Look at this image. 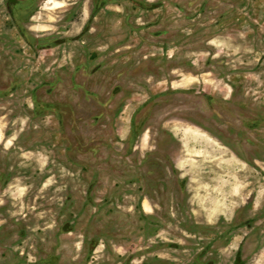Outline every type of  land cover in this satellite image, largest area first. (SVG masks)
Listing matches in <instances>:
<instances>
[{
    "label": "rangeland",
    "instance_id": "obj_1",
    "mask_svg": "<svg viewBox=\"0 0 264 264\" xmlns=\"http://www.w3.org/2000/svg\"><path fill=\"white\" fill-rule=\"evenodd\" d=\"M0 264H264V0H0Z\"/></svg>",
    "mask_w": 264,
    "mask_h": 264
},
{
    "label": "trees",
    "instance_id": "obj_2",
    "mask_svg": "<svg viewBox=\"0 0 264 264\" xmlns=\"http://www.w3.org/2000/svg\"><path fill=\"white\" fill-rule=\"evenodd\" d=\"M10 1V3H15V0H9Z\"/></svg>",
    "mask_w": 264,
    "mask_h": 264
}]
</instances>
